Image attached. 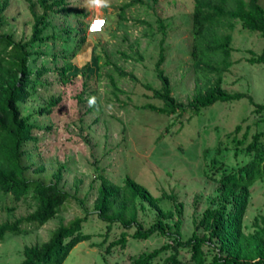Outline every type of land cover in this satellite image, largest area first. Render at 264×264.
I'll use <instances>...</instances> for the list:
<instances>
[{
    "label": "rangeland",
    "instance_id": "rangeland-1",
    "mask_svg": "<svg viewBox=\"0 0 264 264\" xmlns=\"http://www.w3.org/2000/svg\"><path fill=\"white\" fill-rule=\"evenodd\" d=\"M33 2V8L40 13L42 7L37 0ZM260 2L264 7V0ZM2 3L5 7L0 15L4 23L0 31L11 33L15 39L27 38L33 21L29 1L0 0V6ZM68 4L88 11L86 21L97 15L96 10L86 9V0H68ZM192 7L193 0H111V7L99 11L108 20L103 32L87 30L84 44L73 56L70 48L75 42H64L62 36L40 45L45 53L36 63L46 65L48 70L40 77L36 91L21 102L22 112L38 124L37 139L26 145L28 154L23 161L29 168L25 175L48 182L60 169V185L70 195L57 214L43 224L24 222L25 232L7 234L0 240V264H18L24 244L48 238L58 224L75 216H87L83 230L91 237L76 243L59 264H130L138 254L170 239L156 232L147 238H134V227H130L125 229L128 234L123 244L109 245L124 228L112 223L106 229L96 212L94 201L100 175L118 183L129 175L154 195L173 193L183 202L181 231L186 238L195 228L194 219L201 216L216 193L217 182L206 175L211 170V160L235 166L247 158L242 152L234 154L227 132L240 123L238 135L248 129L246 141L257 131L263 132L264 139V110L255 111L247 97L249 94L254 101L264 103V64L248 60L261 53L264 37L258 30L244 28L235 18L229 29L230 63L219 75L214 68L220 56L201 42L197 51L194 49ZM48 19L46 33L64 35L63 27L78 23L74 14L66 15L64 11L49 12ZM225 28L218 25L216 32L223 33L228 30ZM163 30L162 67L177 100L187 103L198 88L205 89L217 77L225 90L244 92L246 96L215 100L196 113L189 107L164 113L143 106L148 102L163 103L146 86L160 85L154 67ZM66 60L72 62L76 74L64 83L57 68ZM111 78L118 88H114ZM92 96L96 97V107L88 105ZM51 97H58L52 110L38 111ZM220 139L225 148L216 153ZM161 205L174 209L166 198ZM33 208L30 199L0 197V222ZM260 214H264V177L250 186L245 231L253 229V219ZM139 217L147 225L156 215L145 206L139 208ZM203 231L197 229L199 235ZM183 255L187 261L185 250ZM163 256L154 264H161Z\"/></svg>",
    "mask_w": 264,
    "mask_h": 264
},
{
    "label": "trees",
    "instance_id": "trees-1",
    "mask_svg": "<svg viewBox=\"0 0 264 264\" xmlns=\"http://www.w3.org/2000/svg\"><path fill=\"white\" fill-rule=\"evenodd\" d=\"M28 1L33 17L30 35L24 39H15L11 33L0 31V197L10 195L14 201L30 199L34 208L13 219L2 220L0 240L7 234L25 232L27 229L22 228L24 222L43 224L57 214L70 195L60 185V169L55 172V179L48 182L25 175L29 168L23 161L28 154L26 145L37 139L35 129L38 124L30 119L29 114L22 112L21 102L36 91L40 77L48 70L46 65L36 63L45 53L40 45L50 38L62 36L64 42H75L70 48L73 56L75 50L80 49L85 42L89 21L84 17L88 11L69 5L68 0H37L42 7V11L38 13L33 8V0ZM4 7L5 3H2L0 11ZM52 11L74 14L77 26L68 24L63 27L64 35L46 33L45 29L49 25L48 14ZM235 18L241 20L244 28L258 30L264 37V7L260 0H193L191 29L194 49L197 51V44L201 42L208 51L220 56L214 68L219 75L230 63L229 29L233 27ZM3 23L0 15V26ZM218 25H224L228 30L218 33ZM164 35L163 30L159 56L154 67L160 85H146L151 89L152 95L163 103L157 105L148 102L143 106L164 113L183 111L189 107L196 113L202 106L215 100L246 96L244 92L225 90L220 85V77H217L205 89L198 88L187 103L177 100L172 94L169 77L162 67L165 57ZM248 60L264 64V46L260 54L251 56ZM73 66L70 60H66L57 68L62 82L66 83L71 75L76 74ZM120 72L126 73L122 70ZM111 82L114 88H118L113 78ZM247 97L255 105V111L264 110V103L254 101L249 94ZM57 99L58 97H51L38 111H51ZM240 129L241 124L238 123L226 136L232 142L234 154L242 152L247 154V158L235 166H228L222 160L216 162V158L211 160V170L206 171V175L217 182L216 193L210 197L201 216L194 219L195 228L186 238L181 231L183 202L177 200L173 193L162 192L154 195L147 186L129 175L124 177L122 183L100 175L94 201L96 212L105 222L106 229L109 230L112 223H119L124 228L120 236L108 244H123L128 234L125 229L134 227L131 232L134 238H147L156 232L169 236L170 239L138 254L130 264H154L162 254L164 256L161 264H264V214L254 217L252 230H244L250 186L264 177L263 132L253 133L246 141L248 129L239 136ZM222 143L220 139L215 147L216 153L225 148ZM163 198L171 200L174 209L164 208L161 205ZM145 206L151 207L156 215L147 225L139 217V208L144 209ZM86 218V215L75 216L67 223L58 224L48 238L24 244L18 264L61 263L76 243L90 239L91 234L83 230ZM199 228L204 229L202 235L197 233ZM184 250L188 253L187 261L183 255Z\"/></svg>",
    "mask_w": 264,
    "mask_h": 264
},
{
    "label": "clouds",
    "instance_id": "clouds-1",
    "mask_svg": "<svg viewBox=\"0 0 264 264\" xmlns=\"http://www.w3.org/2000/svg\"><path fill=\"white\" fill-rule=\"evenodd\" d=\"M111 7V0H86V9L96 10L97 15L93 22L88 26V31L91 33H102L105 26L108 24V20L105 17L99 15V11L104 8ZM89 107H96V97L92 96L88 98Z\"/></svg>",
    "mask_w": 264,
    "mask_h": 264
},
{
    "label": "built area",
    "instance_id": "built-area-1",
    "mask_svg": "<svg viewBox=\"0 0 264 264\" xmlns=\"http://www.w3.org/2000/svg\"><path fill=\"white\" fill-rule=\"evenodd\" d=\"M103 17V16H102ZM96 18V16L95 17H92L90 20H89V22H88V26L93 22V20Z\"/></svg>",
    "mask_w": 264,
    "mask_h": 264
}]
</instances>
